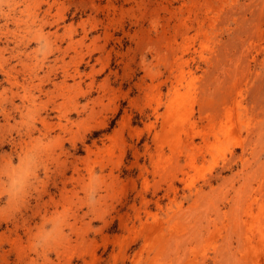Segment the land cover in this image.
<instances>
[{
  "label": "rangeland",
  "instance_id": "obj_1",
  "mask_svg": "<svg viewBox=\"0 0 264 264\" xmlns=\"http://www.w3.org/2000/svg\"><path fill=\"white\" fill-rule=\"evenodd\" d=\"M0 264H264V0H0Z\"/></svg>",
  "mask_w": 264,
  "mask_h": 264
},
{
  "label": "clouds",
  "instance_id": "obj_2",
  "mask_svg": "<svg viewBox=\"0 0 264 264\" xmlns=\"http://www.w3.org/2000/svg\"><path fill=\"white\" fill-rule=\"evenodd\" d=\"M56 240L50 239L49 235H45L43 238L36 239L34 242V248L35 249H42L50 247L52 244H54Z\"/></svg>",
  "mask_w": 264,
  "mask_h": 264
}]
</instances>
